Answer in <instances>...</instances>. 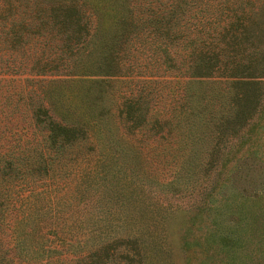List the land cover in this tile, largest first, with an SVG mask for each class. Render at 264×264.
<instances>
[{"label":"trees","instance_id":"16d2710c","mask_svg":"<svg viewBox=\"0 0 264 264\" xmlns=\"http://www.w3.org/2000/svg\"><path fill=\"white\" fill-rule=\"evenodd\" d=\"M263 114L264 0H0V264H166L151 168L170 164L171 193L233 191L249 175L238 158L221 176L230 139ZM213 213L226 229L185 242L190 261L241 241L240 213Z\"/></svg>","mask_w":264,"mask_h":264},{"label":"rangeland","instance_id":"374dc122","mask_svg":"<svg viewBox=\"0 0 264 264\" xmlns=\"http://www.w3.org/2000/svg\"><path fill=\"white\" fill-rule=\"evenodd\" d=\"M130 86L142 90L143 84L135 83V85L129 84L122 87L128 88ZM152 87L155 90L160 88L158 84H150V86L143 89V93H145L144 90H151ZM164 91L166 89L162 90V92ZM167 93L160 95L156 93L154 98L157 105L163 106L165 104L164 109L170 108L169 101L176 102L179 100V89L172 96L167 95ZM146 98H149V94H147ZM163 108L160 107V110H163ZM165 130L166 127L163 126L157 135L164 133ZM122 131H126L123 133L128 137L129 129L125 130L122 128ZM154 131L153 128L148 133L153 135ZM148 138L140 139L138 143L147 142ZM167 139H169L170 145L173 147L171 142L176 139V136H168ZM230 140L235 144L230 149H227L225 156L230 160L221 168V176L226 179L229 177V173L234 172L233 164L231 163L236 162L235 160L238 158L244 159L246 163V165L242 166V173L246 171L249 175V177L247 176V180L242 181L241 179L236 181L233 191L227 190L229 185L225 187L220 184L213 189H210L208 185L204 190H201V187H198V182L192 187L181 184L174 193H171L162 186V183H165L171 177V170L168 169L170 164L165 165L164 163L162 166V162L160 164L157 162L156 168H151V171L149 170L151 175L155 174L157 186L152 185L150 187L148 200L159 212L163 208H165V212L167 211L164 227L169 247V256L166 264H198V259H204L205 253H200L201 247L196 246V251H199V253H196L193 260L190 261L184 248V243L193 241L192 238L196 237L201 242L204 241L211 228V222L215 223L214 226L218 229H226L224 227L225 221L218 218L216 213H213L220 210L240 213L238 215L245 219L249 225L253 221L254 216L259 215L261 217L253 222V224L256 223V225L252 226V230L255 229L253 232H250L244 226H240L244 220L238 226L231 228L233 235L241 237V241L233 245L234 250L229 256L218 258L220 256H218V253L217 255L213 254L211 259H215V264H218L217 262L220 261H225L224 264H264V191L259 199L254 198L252 201H247L239 196L236 199L233 198V194L243 193L241 189L249 191L253 187L259 186L260 183L264 184V119L255 121L251 127H247L243 133L237 137L234 136ZM169 156L171 157V154ZM197 227L198 229L196 230ZM255 247H258L259 250H255ZM211 251L209 250V254L213 253ZM204 264L213 263L205 262Z\"/></svg>","mask_w":264,"mask_h":264}]
</instances>
